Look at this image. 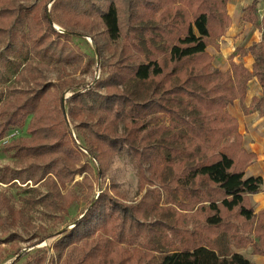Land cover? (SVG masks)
<instances>
[{
    "label": "trees",
    "instance_id": "obj_1",
    "mask_svg": "<svg viewBox=\"0 0 264 264\" xmlns=\"http://www.w3.org/2000/svg\"><path fill=\"white\" fill-rule=\"evenodd\" d=\"M229 1L43 0L24 6L0 0V42L8 41L9 48L77 60L54 52L68 39L56 26L92 36L101 56L95 35L121 45L118 58L102 64L104 77L94 89L66 101L67 83H46L36 70L34 86L0 110V138L32 117L30 142H22L20 151L43 158V178L53 176L60 198L59 185L73 182L81 170L68 118L87 134L100 178L125 151L141 170L139 194L145 181L158 186L138 204H128L112 183L56 244L61 256L68 252L64 264H256L232 251V242L264 256V209L256 213L250 199L263 192L264 181L247 176L258 156L245 149L239 122L228 112L245 101L256 79L262 96L243 105V112L264 117V17L258 0L245 8L244 20L262 32V40L237 48L223 72L208 49L220 50L232 24ZM248 56L252 70L235 61ZM3 206L12 212L0 195ZM45 262L46 257L36 264Z\"/></svg>",
    "mask_w": 264,
    "mask_h": 264
},
{
    "label": "rangeland",
    "instance_id": "obj_2",
    "mask_svg": "<svg viewBox=\"0 0 264 264\" xmlns=\"http://www.w3.org/2000/svg\"><path fill=\"white\" fill-rule=\"evenodd\" d=\"M42 1L14 0V4L33 6ZM253 1H229L228 13L240 16L238 28L232 35L235 45L232 44V40L221 44L222 38L219 51L209 48V53L215 58V68L222 71L229 66V58L237 48H249L262 40V32L243 18L245 8ZM235 18L237 19L236 16ZM56 29L59 33L68 35V39H61L65 47L55 46L54 52L77 56V60L65 63L52 54H36L26 48L22 49V46L12 45L9 48L8 41L0 42V110L4 103L14 98L18 92L34 86L36 70L42 73L46 83H67L65 101L74 93L94 89L96 83L104 77L102 64L115 61L121 52L119 42L113 43L95 35L102 46L101 56L92 36L82 34L81 31L78 34H69L59 26H56ZM235 47L237 48L231 52ZM229 52L231 54L227 56ZM236 59L245 65H251L253 62L247 57ZM255 83L250 84L249 90H253ZM261 96L262 92L258 97ZM7 115L8 113L5 114ZM2 119L0 116V124L3 122ZM31 119L32 117L27 119L24 127L12 128L0 138V195L6 197L12 209L10 212L9 207L3 206L0 210V219L6 220L0 222V264H36L37 260L44 257L45 264H64L68 252L61 256V252L55 248L56 244L72 230L93 200H96L103 191L109 192L112 183L117 184L119 197L128 204H138L145 193L153 191L158 186H152L145 181L144 192L139 194L141 170L135 155L125 151L115 157L110 170L100 178L99 163L94 159L92 149L86 143L87 134L78 128L77 122L68 118L71 141L81 154V162L78 165L81 170L73 182L67 183L65 187L59 185L62 194L60 198L52 184L53 176L43 178L45 167L43 158H34L20 151L23 147L22 142H30L31 135L27 129ZM148 167L145 165L144 169ZM145 175L150 177L148 171ZM163 206L162 201L160 207ZM18 213L21 215L18 216ZM153 221L149 220L150 224H153ZM236 223L243 225L238 221ZM180 228L182 232L184 228ZM192 228L190 226L189 229ZM249 232L246 229L241 230L242 234ZM231 249L256 264H264V260H261L264 256L256 255L251 246L239 249L232 242Z\"/></svg>",
    "mask_w": 264,
    "mask_h": 264
},
{
    "label": "crops",
    "instance_id": "obj_3",
    "mask_svg": "<svg viewBox=\"0 0 264 264\" xmlns=\"http://www.w3.org/2000/svg\"><path fill=\"white\" fill-rule=\"evenodd\" d=\"M258 2V9L260 13L259 16H261L260 18L262 19L264 17V0H258ZM228 6L230 8V2ZM235 10H233V12ZM229 15L232 18V24L228 29L226 35L223 37V41L221 44H223L225 41L232 40V44L235 45L232 35H234L235 31L238 28L237 23L239 22L240 16L237 14L232 15L231 13H229ZM235 16L237 17V19L235 18ZM236 48L237 47L233 48L231 52ZM221 51H223L222 47ZM231 52L227 53V56H229ZM247 58H251V60H253L251 56H248ZM235 61L239 63L237 59ZM253 63L254 60L251 65H246V67L252 70ZM229 67L230 66H226L222 71H228ZM253 82H256L255 86L253 90L248 91L245 101L243 103L240 101H236L233 105L229 106L228 112L239 122V131L244 136L245 149L249 152L257 154L258 156L257 162L247 170V176L262 177L264 181V117H262L259 113H254L247 116L243 112V105H245L246 107L251 106L253 98L260 95L261 88L257 80L254 79L251 83ZM250 93L252 94L250 95ZM250 199L256 213H259L264 209V189L260 194L250 196ZM261 260H264V258H261Z\"/></svg>",
    "mask_w": 264,
    "mask_h": 264
}]
</instances>
